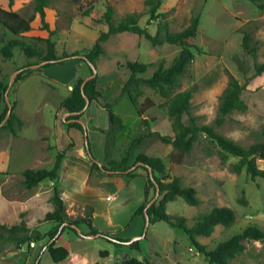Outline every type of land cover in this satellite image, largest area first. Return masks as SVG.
Wrapping results in <instances>:
<instances>
[{
    "label": "rangeland",
    "instance_id": "obj_1",
    "mask_svg": "<svg viewBox=\"0 0 264 264\" xmlns=\"http://www.w3.org/2000/svg\"><path fill=\"white\" fill-rule=\"evenodd\" d=\"M6 4L8 0H0V5ZM88 4L89 0L50 1L46 8V20L51 30H55L51 38L59 54L89 51L99 33L107 30V24L102 19L107 5L113 8L114 23L121 21L127 14L146 11L144 0H97L85 15ZM33 6V0L13 1L12 10L25 18L34 16L32 27L14 36L0 25V50L9 40L17 38L45 51L46 43L42 39L47 38L49 33L41 29ZM162 12L165 13L162 20L168 22L173 32L186 27L191 17L199 18L196 38L198 49L193 50V61L181 77L179 87L173 91L193 88L191 112L197 123L213 124L218 114L219 96L230 76H233L241 84L246 82L241 98L248 109L245 112H231L225 122L216 127V131L245 147L262 140L264 72L254 76V64L264 63V0H163ZM138 23L150 33H155V22L150 21L148 14L140 16ZM244 33L250 36L249 47L254 55L242 47ZM102 45L104 54L98 61L96 75L97 86L103 90V96L98 101H92L81 118L86 122L91 152L96 160L103 165H107L109 159L119 161L125 155L131 137L146 131L142 120L147 119L151 134L136 145L133 156L144 154L160 157L167 173L171 177H178L184 186L196 188L201 201L199 205L192 206L176 198L166 204L167 213L185 217L187 225L192 226L199 216L213 207L231 208L236 214L232 226L226 228L217 225L210 236L197 237L208 250L241 233L248 226L264 230L263 178L252 179L245 169L240 173L235 172L233 166L239 158L227 155L223 160L220 147L203 133L199 135L190 154L180 163H173L170 158L172 145L160 139L162 135L172 134L171 121L159 105L164 98L147 87H141L143 95L138 98V105L146 99L153 101L154 105L139 116L128 97H118L129 75L124 68H119L121 64L126 60L148 64L145 76H150L161 62L168 65L180 47L168 43L153 45L144 36L128 32L111 35ZM12 53V58L7 59L0 52V79L4 83H9L17 68L37 60L27 59L19 48H15ZM76 66L77 62L69 60L33 72L13 82L7 93L9 102L16 103L15 108L22 116L23 126L18 128L17 122H13L16 135L7 128L0 129V224L10 227L23 221L34 234L41 235L52 226L40 220L54 208L51 199L57 181L45 180L35 187L27 188L20 171L25 168H52L57 150L54 151L52 147L43 150L38 163L35 156L40 142L36 138L48 131L53 134L55 121L62 120L64 111L60 101L68 95L67 83ZM87 74V67L83 65L81 76ZM114 99L116 101L112 110L121 119L120 127H112L102 107ZM5 105L1 104V111ZM64 141L65 137L61 138V142ZM76 153L82 159L87 158L81 146ZM256 166L264 170V159H257ZM138 174L141 175V171ZM132 179L110 177L96 171H92L88 179L89 184L104 191L102 197L116 195L117 198L103 202L94 197L96 213L93 209V225L99 230L110 232L111 236L129 240L140 236L144 228L142 217L133 214L143 195L140 180L125 187ZM59 194L69 220L87 214L88 204L74 201L61 190ZM119 222L121 226L116 225ZM79 228L81 232L87 231L84 226ZM0 232L5 231L0 228ZM67 241L69 256L57 264H125L133 257L148 264H204L203 256L197 252L188 235L164 221L149 224L145 236L136 240L138 250L130 249L128 244L115 245L100 236L78 237L69 230L63 232L58 244L63 245ZM45 242L46 238H43L36 243V252H29V245L18 248L14 241L0 235V264H19L20 260H23V264H54L43 248ZM241 243L243 250L231 259L230 264H264V241L244 239ZM104 251L108 253L107 256L100 255ZM25 252L28 256L22 259L21 254L25 256Z\"/></svg>",
    "mask_w": 264,
    "mask_h": 264
},
{
    "label": "trees",
    "instance_id": "obj_2",
    "mask_svg": "<svg viewBox=\"0 0 264 264\" xmlns=\"http://www.w3.org/2000/svg\"><path fill=\"white\" fill-rule=\"evenodd\" d=\"M13 1L14 0H8L9 9L0 7V25L6 28L14 36H19L31 29V23L34 16L25 18L17 11L12 10L11 7ZM50 1L51 0H33V10L39 17L41 29L49 33L47 38L42 39L46 43L45 51L38 50L34 46L26 44L24 41L14 38L9 40L2 47L0 52L5 58L10 59L13 56L12 51L15 48H19L27 59H37L33 63L29 62L17 68V70L19 69L20 71L14 77V83L33 72H39L46 67L55 64H62L65 61L78 60L82 65H86L88 74L81 76L80 73L76 76L70 94L61 102L60 106L64 113L78 112L77 114L67 116L61 121L67 130L70 128H76L83 134L84 149L90 163V173L96 171L110 177L121 176L127 179H132L139 176L140 174H138V171H141L142 174L140 176L145 182L143 187L144 199L142 204L134 212V215L142 217L144 227V208L149 200L155 196L157 185L159 189V198L147 208V213L150 219L149 224L157 221H164L170 226L182 229L188 235L191 243L197 249V252L203 256L204 264H230L231 259L243 250L244 246L241 243L242 240L264 241V230L256 226H248L241 233L234 235L227 241L219 243L214 249L208 250L204 244L196 239V237L210 236L214 227L217 225H222L226 228L232 226L236 221V214L231 208L225 206L213 207L209 212L199 216L192 226L187 225L185 217L173 216L166 212V204L174 201L176 198H181L184 202L192 206L199 205L201 201L197 196L196 188L193 186H184L178 177H171L167 173L165 165L160 157L147 156L144 154L133 156L132 151L136 145L147 135L151 134L147 119L142 120L146 131L131 137L128 147L125 150V155L119 161L113 159L107 160V165L98 164V160H96L91 152V144L82 124L73 120L81 118L89 107L88 106L84 110V95L89 99L90 103L94 100L98 101L103 96V90L97 86V75L84 83L83 93L81 85L84 82V79L91 74V69L88 63H93L97 68L98 61L104 54L102 44L107 41L111 35L128 32L144 36L153 45H161L164 43L177 45L180 49L172 61L168 65L161 62L150 76H145L148 70V64L130 60H126L121 64L119 68H124L128 71L129 75L121 86L118 97H128L139 116H142L146 109H149L154 105V102L148 99L142 102L141 105H138V98L143 95L141 87H147L164 98V101L159 105L160 108L166 112L171 121L172 134L162 135L160 136V139L163 143L172 145L173 150L170 152V158L173 163H180L185 156L190 154L199 135L203 133L212 141L216 142L220 147L223 152V160L227 158V155H233L239 158V161L233 166L235 172L240 173L242 169H245L252 179L257 177L264 179V170L256 166L257 159H264V131L263 139L249 145L248 147L235 143L216 131V127L221 126L231 112L247 111L248 105L241 98L242 91L246 87V82L241 84L235 77L230 76L226 87L219 96L217 117L213 124L210 125L198 124L196 117L191 112L193 98L192 87L182 91L173 92L179 87L181 77L184 76L187 66L193 61V50L198 49L196 38L199 18L191 17L186 27L180 31L173 32L169 29L168 22L162 20V18L165 17V13L162 12L163 0H144L146 11L141 14H127L118 23L113 22V8L111 5H107L106 11L102 15V19L107 24V30L99 33L89 51L87 53L74 51L72 53L62 52L59 54L56 50V44L51 38V36L55 35V30H51L49 22L46 20V8L49 6ZM96 1L97 0H89L85 15L88 14ZM147 14L149 15L150 21L155 22V33H150L145 27H141L138 23L139 17ZM249 40V34L244 33L242 47L244 50H248L254 55L253 51L250 50ZM40 62H43L41 66L30 68V65L38 64ZM263 72L264 63H255L254 76H258ZM7 86L8 83H4L2 79H0V129L7 128L11 134L16 135L13 122H17L18 128H21L22 122L14 113L15 102H11L10 115L2 124L8 111V105L5 98ZM115 101L116 99L106 102L102 107L107 112L112 127H120L122 125L121 119L112 110ZM2 103H5L6 105L5 109L1 111ZM72 147L73 142L70 140L64 149L56 152L55 161L51 169H24L21 172L23 184L27 188H32L45 180L53 182L58 181L62 161L66 157V152L71 150ZM138 162L142 163V165H139ZM134 165L135 167L130 169ZM149 168L151 169V174ZM53 190L54 194L51 200L54 208L52 211L47 212L44 218L40 220L41 223L47 222L52 224L51 228L45 234H34L32 232L33 230H29L26 223L22 221L21 223L10 227L0 224V228L5 231L0 232V235L14 241L18 248L23 245L37 243L43 238H46L43 248L49 253L54 264L65 260L69 256V241L65 242L63 245L58 244L61 235L66 230L71 231L78 237H83L82 235L98 234V236L105 238L108 242L115 245H127L125 242H127L129 238L111 236L110 232L99 230L93 225V208L90 205L86 206L87 214L84 217L69 220L63 199L59 194L60 189L54 187ZM72 225L78 227L84 226L87 231L78 234ZM60 226L62 227L59 231ZM57 233L58 235L56 236ZM128 246L133 250L139 249L137 241L131 242ZM100 255L107 256L108 253L104 251L100 252ZM125 264L148 263L133 257L127 260Z\"/></svg>",
    "mask_w": 264,
    "mask_h": 264
},
{
    "label": "crops",
    "instance_id": "obj_3",
    "mask_svg": "<svg viewBox=\"0 0 264 264\" xmlns=\"http://www.w3.org/2000/svg\"><path fill=\"white\" fill-rule=\"evenodd\" d=\"M0 6L4 9H9L7 4L6 5H0ZM74 61L77 62V66H76V69H75L71 79L67 83L68 95L70 94V90L72 88V84H73L74 79L76 78L77 75H79L82 72V69H83V65L80 61H78V60H74ZM44 76H46V75H44ZM66 97L61 99L60 104ZM15 111H16L15 114H16L17 118L20 121H22V116L19 113V110H17L15 108ZM22 126H23V124H22ZM54 129H55V132L53 134L49 133V131H48L44 134L39 135L36 138V140L38 142H40L39 143L40 145H39V148H37L35 158L38 160V163H39V161H40L39 155L41 154V152H43V150H49L50 147H52L54 151L62 150L67 146V144L70 142V140L73 142L72 149L66 152V157L62 161L60 173H59V179L57 181V187L62 192H64L67 196H69V198L71 196L74 201H81L82 203H85V204L92 206L93 209L95 210L94 211L95 213H96V207L94 205V197L95 196L98 197L97 198L98 200H101L103 202L106 200H109V201L116 200L117 199L116 195H113L112 197L110 195L102 197V194L104 191L98 187H95V186L89 184V182H88L89 174H90V163L88 161L89 158L87 156V158L82 159L80 154L76 153V150L78 149V147L81 146L84 148V139H83V134L81 133V131L76 129V128H70L67 130L65 128V126L63 125L62 121H58V120L55 121ZM88 134H89V132L87 131V136H88ZM63 137H65L64 143L61 142V138H63ZM53 146H55V147H53ZM22 171H20V172H22ZM139 180H140V184H141L142 190H143L145 182H144L143 178L138 177V176H136L132 180H130L128 182L127 186H125V187H128L131 183H133V181H139ZM143 199H144V196L142 195L141 199L138 202L136 209L142 204ZM119 205H120V202H119ZM95 213H93V214H95ZM93 221H94V218H93ZM116 225L121 226V223L119 222ZM198 237H200V236H198ZM196 239H197V237H196ZM198 241L201 242V240H198ZM37 246H38V244L31 243L29 246H27L28 247L27 251H29V252L35 251L36 252ZM24 255L25 256H23V254H21L22 259H24L25 257L28 256L27 252H25ZM23 263H24L23 260H20L19 264H23Z\"/></svg>",
    "mask_w": 264,
    "mask_h": 264
},
{
    "label": "water",
    "instance_id": "obj_4",
    "mask_svg": "<svg viewBox=\"0 0 264 264\" xmlns=\"http://www.w3.org/2000/svg\"><path fill=\"white\" fill-rule=\"evenodd\" d=\"M42 64H43V62H40V63H38V64H33V65H30V68H37V67L41 66ZM88 64H89V67H90V69H91V74H90L89 76H87V77L84 79V82H83L82 85H81L82 93H83L84 83H85L86 81H88V80L94 78V77L96 76V74H97V69H96L95 65H94L93 63H91V62H89ZM19 71H20V70L18 69V70H16V71L11 75L10 80H9V83H8V86H7V89H6L5 98H6L7 105H8V111H7V113H6V116H5V118H4L3 122H2V124L7 120V118H8L9 115H10V112H11V103H10L9 100H8L7 93H8L9 89H10L11 86H12V83H13L14 77L16 76V74L19 73ZM84 98H85V106H84V110H85V109L89 106L90 101H89V99H88L85 95H84ZM77 113H78V112H76V113H69V112H66V113H64V115H63V117H62V120H64L67 116L74 115V114H77ZM73 120H76V121H78L79 123H81L82 126H83V128H84V130H85V133H87V129H86L85 123L81 120V118H79V119H73ZM70 121H71V120H70ZM97 162H98L99 165H101V163H100L99 161H97ZM138 164H139V165H142V163H140V162H138ZM134 167H135V165L132 166L130 169H133ZM149 172H150V174H151V169H150V168H149ZM158 198H159V189H158V186L156 185V194H155V196H154L151 200H149V202L147 203L146 207L144 208V218H145V223H144V228H143L142 234H141L140 236L133 237L132 240H129V241L125 242L126 244H130L131 242L136 241V240H138V239H140V238H143V237L145 236V234H146V232H147V228H148V226H149V222H150L149 215H148V213H147V208H148L150 205H152L154 202H156V200H157ZM65 224H66V223H65ZM61 227H62V226L59 227V231H60ZM72 227L75 228V230L77 231L78 234H82V233H81V230H80V228H79L78 226H76V225H72ZM57 235H58V233L56 234V236H57ZM82 236H83V237H88V238H95V237H98V234H89V235H82Z\"/></svg>",
    "mask_w": 264,
    "mask_h": 264
}]
</instances>
